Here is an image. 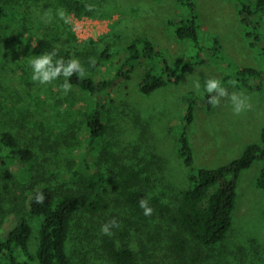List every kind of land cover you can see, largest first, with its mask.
Masks as SVG:
<instances>
[{
	"label": "rangeland",
	"instance_id": "374dc122",
	"mask_svg": "<svg viewBox=\"0 0 264 264\" xmlns=\"http://www.w3.org/2000/svg\"><path fill=\"white\" fill-rule=\"evenodd\" d=\"M194 1L200 16L201 43L205 46L200 57L195 56L192 42L179 40L174 31V23L186 12L179 0H92L94 16L75 18L70 14L68 24L80 40L105 37V42L113 40L110 50H119L109 64L98 69L97 79L114 76L127 56V45L139 35L152 39L171 63L184 64L189 60L195 63L178 84L145 95L140 91V83L150 64L143 59L130 78L118 77L111 93L102 96L109 112L108 128L94 158L108 177L99 189L107 207L95 211L81 206L75 214L67 243L75 264H118L105 246L108 235L101 233V226L113 218L120 226L110 237L119 247L130 248L134 253L127 264H264V188L256 185L262 161H255L240 173L233 224L226 238L215 245L200 244L188 235L187 249L178 252L172 238L175 227L154 201L159 197L176 208L190 185L192 168L179 152L187 92L198 94L196 117L190 126L196 168L214 167L239 157L248 143L260 140L264 127V77L237 74L230 70L228 61L212 54V46L218 39L225 55L241 68L264 69V12L258 16L262 40L254 46L253 37L246 35L253 25L247 28L242 23L237 0ZM13 3L16 18L9 24L0 22V131L13 132L21 143L35 151L36 157L28 177H23L24 168L17 159L1 165L4 168L0 169L1 239L22 215H27L34 224L38 222L29 214L28 198L24 199L33 182L59 189L73 188L84 196L83 178L88 172L85 159L91 160L84 116L69 110L58 81L41 85L31 80L29 61L42 54L40 39L49 31L51 36L63 33L64 23L55 17L60 9L59 0H13ZM48 11L54 19L46 24L43 17ZM61 36V45L67 46L65 35ZM227 73L232 76L224 79ZM210 77L219 78L229 92H242L250 97L252 108L235 116L227 99L217 107L209 106L204 98V81ZM194 80L200 81L199 90L193 88ZM233 80L234 88L229 84ZM78 139L82 141L80 146ZM121 164L142 170L141 180L134 188L148 190L154 209L151 216L124 201L123 190L116 183ZM7 172L12 178L6 177ZM4 179L15 186L6 187ZM122 231L128 235L123 236Z\"/></svg>",
	"mask_w": 264,
	"mask_h": 264
},
{
	"label": "trees",
	"instance_id": "16d2710c",
	"mask_svg": "<svg viewBox=\"0 0 264 264\" xmlns=\"http://www.w3.org/2000/svg\"><path fill=\"white\" fill-rule=\"evenodd\" d=\"M91 1L59 0L58 7L66 9L75 18L86 15L94 16L95 9L87 11L84 7L85 2L92 3ZM179 1L186 7V12L179 21L174 23V31L179 40L191 41L195 56L200 57L205 46L201 43L199 33L200 16L197 4L194 0ZM237 1L240 3L242 23L247 28L253 25V30H247L246 35L253 37L251 44L255 46L257 41L262 40L261 22L258 16L264 12V0ZM13 4V0H0V22L9 24L16 18L17 8ZM61 35H65L67 46L61 45ZM105 40V37L80 40L70 25L66 23H64L63 33L51 36V31H49L40 39L41 53L55 48L58 50L57 58L62 57L65 60L73 57L79 58L88 72V76L83 80L75 74L69 78L72 88L65 95V101L70 111H77L84 116L83 122L89 131V138L86 142L91 160L85 159L89 173L87 172L83 178L84 196L73 188L59 189L48 184L36 185L33 182L29 190L30 194L28 196L25 194L24 199L28 198L29 214L34 218L35 223L38 221L37 234L34 233L37 223L34 224L27 215L20 216L17 224L9 230L8 234L3 239L0 238V264H75L67 248L75 214L81 206L95 211L107 207L106 199L99 193V189L107 183L108 177L99 161L94 158L99 150V142L108 128L109 112L106 104L101 100L102 96L111 93L113 83L118 77L130 78V73L143 59L150 64L140 83V91L145 95H151L169 84H178L195 64L190 60L184 64L171 63L168 57L157 49L152 39L139 35L127 45V56L114 76L97 79L98 69L104 68L119 53V50H110L113 47L111 42L113 40L108 42ZM99 44H104L105 47L102 48L103 46L100 47ZM212 54L228 61L230 70L240 75L264 77V69L250 66L241 68L233 60H229L230 58L225 55L218 39L212 46ZM89 58H95V65L88 63ZM231 76L232 73H227L224 79H229ZM57 81L60 85L63 84L64 77L61 76ZM184 98L186 108L182 114L179 152L185 164L192 168L189 175L190 185L183 191L176 208L162 202L159 197L154 199L159 210L170 217L175 227L176 231L172 238L173 246L178 252H184L187 249L188 235L192 240L208 246L215 245L226 238L233 224L240 173L251 167L255 161L263 162L256 185L264 188V127L260 133V140L248 143L239 157L214 167L196 168L190 126L196 117L198 94L195 91H189ZM204 98L211 106L208 103L207 93ZM78 143L80 146L82 141L78 139ZM70 147L73 148V146ZM35 157V151L30 146L21 143L13 132L0 131L1 170L4 171L2 164L9 165L17 159L23 165L25 173L23 177H28L35 167ZM119 169V179L116 183L123 190L124 201L133 208L141 209L140 199L149 200L147 189L134 188L141 180L142 170L130 168L127 164H121ZM6 177L12 178V174L7 172ZM4 182L6 187L15 186L8 179H4ZM16 188L19 189L18 185ZM38 191L43 192L46 197L43 204H36L34 201V196ZM121 234L128 235V232L122 231ZM105 246L118 264H127L134 257L132 249L119 247L110 236H106Z\"/></svg>",
	"mask_w": 264,
	"mask_h": 264
},
{
	"label": "clouds",
	"instance_id": "9594fccd",
	"mask_svg": "<svg viewBox=\"0 0 264 264\" xmlns=\"http://www.w3.org/2000/svg\"><path fill=\"white\" fill-rule=\"evenodd\" d=\"M84 7L87 11H93L95 9V5L88 2H85ZM55 17L66 24L71 23L70 14L66 9H57ZM53 19L54 17L51 11L44 14V23H50ZM35 45H33V47H35ZM57 57L58 50L55 48L51 51H45L40 55H35L34 58L29 61L32 71L31 80L41 85H46L51 84L62 76L64 77V82L59 87L62 89L63 93L67 95L72 88L69 78L75 74L79 79L83 80L88 76V72L79 58L73 57L65 60L62 57ZM88 63L90 65H95V58H89ZM229 84L234 88L236 86V81H230ZM192 86L194 89L199 90L201 87L200 81L194 80ZM204 89L208 94V103L211 106L217 107L221 104L223 99H227L232 105V111L235 116H240L252 108L250 97L242 92H229L228 88L219 78H207L204 81ZM45 199L46 197L43 192L38 191L34 196L36 204H43ZM139 207L143 209V214L145 216H151L154 212L153 207L146 198L140 199ZM119 226L120 222L113 218L101 226V233L111 236L113 235L112 229L118 228Z\"/></svg>",
	"mask_w": 264,
	"mask_h": 264
}]
</instances>
